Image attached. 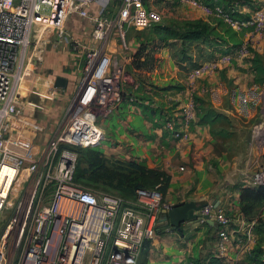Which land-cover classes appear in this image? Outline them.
I'll return each instance as SVG.
<instances>
[{
	"label": "built area",
	"instance_id": "built-area-1",
	"mask_svg": "<svg viewBox=\"0 0 264 264\" xmlns=\"http://www.w3.org/2000/svg\"><path fill=\"white\" fill-rule=\"evenodd\" d=\"M187 1L236 30H247L250 37L234 50L188 68L189 82L182 89L185 97L181 105L174 110L163 106L154 117L172 138L183 136L197 119L193 81L217 72L236 55L260 50L262 43L255 36L264 34V0H250L247 11L238 1ZM110 2L0 0V219L7 208H12L0 228V264H135L143 240L156 231L162 208L173 204L164 197L159 182L136 188L130 203H124L117 194L74 182L78 156L72 146L97 147L105 137L100 118L120 103L137 99L128 93L131 85L124 83L126 72L122 67L113 63L103 67L102 46L87 48L82 76L65 119L49 138L44 156L28 158L5 145L10 117L17 111L14 92L21 77L18 60L28 43L36 47L51 40L52 35L57 41L77 43L67 27L73 15L90 20L93 36L100 39L115 27L123 43L126 26L142 28L162 20L161 11L147 0H119L115 14L107 16ZM151 104L158 102L153 100ZM22 170L29 174L23 194L7 203L12 184ZM197 213L200 221L210 217L215 220L220 252L236 230H243L252 241L255 217L228 213L213 201H206Z\"/></svg>",
	"mask_w": 264,
	"mask_h": 264
},
{
	"label": "rangeland",
	"instance_id": "rangeland-1",
	"mask_svg": "<svg viewBox=\"0 0 264 264\" xmlns=\"http://www.w3.org/2000/svg\"><path fill=\"white\" fill-rule=\"evenodd\" d=\"M148 3H152L161 11V24H169L178 32L183 30L185 20L191 18L189 9L193 4L189 1L182 3L180 0H148ZM118 5L119 0H111L107 16L114 15ZM205 15L206 17L202 18L208 20L211 25L218 26V29L214 27L212 33L203 38L192 40L176 35L165 36L161 39L160 34L155 32L154 25L142 28L126 26L124 43L118 37L115 27H112L105 38L100 39L93 36V24L90 20L74 16L70 19L72 26L69 27V23L67 26L71 34L70 37L75 38L77 43L57 41L52 35L51 40L36 45V47H33V43H28L26 52L24 48L22 49L18 60V72L21 73V77L16 82V92L20 91L21 93L22 91L23 102L36 100L39 97L40 101L53 100L50 112H54V114L46 115L42 119L41 125L35 120L32 121L37 124V127L45 128V131L54 123H58V127L61 128L70 101L82 76L86 50L91 46H102L103 67L107 68L109 63L122 67L126 72L124 83L133 86L138 96L146 102L152 99L157 100L152 94L153 90L179 89L182 86H187L189 82L186 77L188 68L198 65L216 54L228 51L229 42L235 44L250 37L245 29L236 30L217 16ZM255 37H258L262 43L258 55H256L255 49H252L248 54L241 55L242 64L238 65V60L233 58L212 75H203L193 81V93L199 106L202 104L212 106L220 113L217 120L211 122L210 129L213 136L227 149V159L230 164L226 163V165L229 164L226 178L230 184L235 182L236 185L244 183L253 186L264 182V34H258ZM143 43L147 44L150 49L156 45L158 48L161 45L169 46L170 54L178 66L176 78L158 80L153 77L151 71L155 66L151 68L136 66L132 53ZM157 51L154 50L157 55L154 65L158 64ZM258 64L262 67L261 71ZM231 65L237 68L229 70L228 66ZM57 75L66 76L68 83L66 87H56L57 92L51 94L50 89H54V80ZM196 96L201 98L198 100ZM15 100L18 105V98ZM170 100L177 99L171 97ZM139 105L144 111L142 105ZM115 112L116 110H113L106 117L100 118V122L111 117ZM9 141L13 143L16 141L14 136H10V132L6 137V142ZM112 145H116V142L107 133L95 148L110 157V161L122 158L110 151L109 147ZM79 154L77 149V156ZM26 174L22 170L15 178L16 182L14 185L12 184L9 196L11 191L16 192L15 185ZM22 194L23 191H21L20 197ZM262 204H264L263 200L259 205ZM11 210L12 208L5 210L4 216L0 219V228ZM255 229L258 228H254V232L257 231ZM260 230L264 233V227ZM143 258L144 254L140 251L136 263Z\"/></svg>",
	"mask_w": 264,
	"mask_h": 264
},
{
	"label": "crops",
	"instance_id": "crops-1",
	"mask_svg": "<svg viewBox=\"0 0 264 264\" xmlns=\"http://www.w3.org/2000/svg\"><path fill=\"white\" fill-rule=\"evenodd\" d=\"M186 1L180 0L182 3ZM220 1L224 3L238 1L245 11L250 6V0ZM149 4L153 6L152 3ZM189 13L191 18L206 17L201 8L194 5L190 7ZM74 16L78 15L71 16L67 24H70V19ZM71 26L70 24L69 27ZM157 54L158 64L151 70L153 77L158 80L176 78L178 66L170 54L169 46H161ZM234 58L238 60V65L242 64L241 55H236ZM228 68L235 70L237 67L231 65ZM183 88L185 87L153 90L152 94L159 104L174 110L181 105L185 97ZM50 91L51 94L57 92L56 88ZM14 95L18 98V105L14 116L10 117L9 132L16 141L13 143L5 140V145L28 158H41L46 152L49 138L58 131L59 127L58 123H54L45 131V128L37 127L32 120L41 125L46 115L54 114L50 112L53 100L40 101V97L36 95L38 99L23 102V93L16 92V88ZM171 97L177 100H170ZM101 124L105 135L110 134L116 142V145L109 147L112 153L122 158L141 160L148 166L164 169L170 173V181L164 193L167 200L174 204L187 199L196 202L213 201L228 213H243L239 208V192L240 187L246 184L236 185L235 182L231 184L228 182L226 178L230 164L227 159L228 152L213 136L210 122L199 121L197 118L183 136L172 138L161 127L160 121L142 111L140 105L124 101L120 103L115 114L102 120ZM180 165H184V168L180 169ZM28 177V173L25 177H21L15 185L16 192L11 191L13 200L18 198ZM245 216L247 219L258 216L264 218V204L258 205L252 216ZM259 234L254 232L253 228L252 241H248L243 230H236L231 240L227 242L225 250L220 252L216 222L212 217L205 221H200L197 217L184 220L180 228L156 225L154 235L149 238L145 264H177L187 256L201 257L210 253L224 255L229 264H244L245 261H249L247 257L251 253L253 244L260 241ZM260 242L264 246V237Z\"/></svg>",
	"mask_w": 264,
	"mask_h": 264
},
{
	"label": "trees",
	"instance_id": "trees-1",
	"mask_svg": "<svg viewBox=\"0 0 264 264\" xmlns=\"http://www.w3.org/2000/svg\"><path fill=\"white\" fill-rule=\"evenodd\" d=\"M205 1L212 2L214 0ZM160 22L151 25L155 26V32L160 34L161 39L165 36L173 37L179 35L183 39L197 40L211 34L214 27L218 29V26L211 25L208 20L202 17L185 20L183 30L179 32L169 24H161ZM241 42L235 44L233 42H227L230 46L229 50H234ZM159 48L156 45L150 49L145 43L137 47L132 53L134 58L133 61L136 63V66H146L150 68L155 66L154 64L157 60V55L154 50H159ZM254 51L256 55L259 54L258 50ZM258 68L260 71L262 70V67L259 64ZM128 89V93H132L137 97L134 103H137L138 105L141 104L144 111L152 118H154L157 113L162 112L163 105L159 103L158 105H152L151 102L153 99L149 102L141 99L133 86H129ZM199 98L201 97H198V100ZM219 115L220 113L218 110H215L212 106L204 104L199 106L197 103V118L199 121H208L211 124V122L217 120ZM72 147L76 151L78 149V152L80 153L77 157L74 170V182L82 185L90 184V186L92 185L99 190L117 194L122 198L124 203H130L135 198L136 188L138 187H152L159 182V188L164 194L169 184V172L164 169L148 166L141 160L135 158H116L115 160L110 161V157H107L95 147L78 145ZM262 200L264 201V182L253 186L246 184L240 187L239 208L244 215L252 216ZM255 218L256 221L254 228H258L255 229L257 230L255 232L260 233L259 240L261 241L264 237V233H262L263 231L260 229L264 227V218L259 216ZM260 241L254 243L255 245H253L251 253L247 257L249 261H252L255 264H264V246L261 245ZM149 242V238L143 240L141 253L144 254V258L138 263L135 262V264H145V255L147 253ZM177 264H229V262L224 255L210 253L201 257L187 256Z\"/></svg>",
	"mask_w": 264,
	"mask_h": 264
},
{
	"label": "water",
	"instance_id": "water-1",
	"mask_svg": "<svg viewBox=\"0 0 264 264\" xmlns=\"http://www.w3.org/2000/svg\"><path fill=\"white\" fill-rule=\"evenodd\" d=\"M68 78L64 75H57L54 80V85L59 87H66ZM206 202H196L193 199H187L179 203H173L168 208H162L157 218V226L164 227L171 225L180 228L184 220L196 218L200 209ZM216 204V203H215Z\"/></svg>",
	"mask_w": 264,
	"mask_h": 264
},
{
	"label": "bare ground",
	"instance_id": "bare-ground-1",
	"mask_svg": "<svg viewBox=\"0 0 264 264\" xmlns=\"http://www.w3.org/2000/svg\"><path fill=\"white\" fill-rule=\"evenodd\" d=\"M15 182L16 181L14 180L13 185L15 184ZM12 200H13V196H12V194H10V196L8 197V202L7 203H11Z\"/></svg>",
	"mask_w": 264,
	"mask_h": 264
}]
</instances>
